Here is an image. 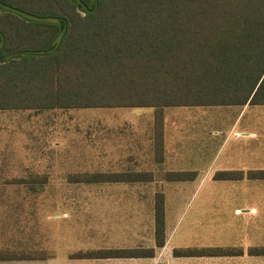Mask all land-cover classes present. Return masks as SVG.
Wrapping results in <instances>:
<instances>
[{"label":"trees","instance_id":"trees-1","mask_svg":"<svg viewBox=\"0 0 264 264\" xmlns=\"http://www.w3.org/2000/svg\"><path fill=\"white\" fill-rule=\"evenodd\" d=\"M244 103L264 104V0H0V109L152 106L153 157L159 161L162 106ZM195 173L166 170L163 178L192 179ZM242 175L240 170L213 173L214 178ZM244 175L264 179V168ZM68 176L71 182L145 181L152 173ZM153 235L155 246L162 245L159 190L153 195ZM153 251L90 248L69 256L137 257ZM233 251L228 246L172 248L173 255ZM247 252L264 255V244L250 245ZM32 256L0 250V259Z\"/></svg>","mask_w":264,"mask_h":264},{"label":"rangeland","instance_id":"rangeland-1","mask_svg":"<svg viewBox=\"0 0 264 264\" xmlns=\"http://www.w3.org/2000/svg\"><path fill=\"white\" fill-rule=\"evenodd\" d=\"M151 110L148 106H95L28 111L26 116L35 120L39 130L27 146L34 148L40 158L30 160L25 157L28 148L21 141L26 137L24 129L33 127L32 122L20 117L19 110L0 111V120L10 122L2 130L12 157L10 166L0 173V182L9 177L42 180L26 181L35 184L34 190L23 184L1 186L0 250L44 249L40 257L35 254L31 259L0 260V264H84L91 259L69 258V252L96 247L98 238L123 233L111 222L114 214L106 213L105 228L97 223L98 215L103 214L96 200L97 184L68 181V173L98 169L99 116H104L106 122L131 121L133 126L144 128L151 119ZM163 125L165 147L174 156L164 161V170L200 167L193 179L162 182L167 232L174 228V237L185 245L209 241L264 244V179L208 177L210 170L222 167H264V104L164 106ZM231 125L245 131L235 135L229 129ZM8 129L10 137L5 133ZM28 167L38 168L41 176L28 173ZM160 169L154 168L151 181L158 190L162 189ZM234 205H249L252 211L249 215L234 214ZM208 234L215 238L207 239ZM127 237L124 232L112 243L102 245H129ZM263 260V255H249L248 264H261Z\"/></svg>","mask_w":264,"mask_h":264},{"label":"crops","instance_id":"crops-1","mask_svg":"<svg viewBox=\"0 0 264 264\" xmlns=\"http://www.w3.org/2000/svg\"><path fill=\"white\" fill-rule=\"evenodd\" d=\"M220 105V104H219ZM223 105H238L243 107L244 105H248V103L244 104H223ZM171 106V105H168ZM191 106V105H186ZM142 107V106H141ZM145 107V106H144ZM151 107V116L150 120L146 123L144 128L133 126V122L128 121L125 124H117L110 121L106 122V118L104 116H99L97 118V148H96V160L97 167L96 170H82V171H120V170H135V171H151L152 178L150 180L145 181H99V182H80L86 184H97V189L99 192L96 195V200L98 202V209H103V214L98 215L97 223L100 225V228L106 227V213L110 214L111 222L116 224V226H120V230L128 233L129 245H120V246H103L102 244L112 243L119 236H123L122 234L114 233L110 237H102L98 238V243L96 247H88L84 249L90 248H112V247H134V246H142V247H153V255L151 256H137V257H70L69 258H84L91 259L89 262H85L84 264H156L157 262H162L163 264H248L249 263V253L247 252L248 246H250L247 242L243 243H216L215 241L211 243H202L196 245H185L184 243L178 242L174 237L175 230L174 228L170 229L169 232L165 229V204H164V184L162 182L165 180L163 178V173L166 170H177V169H166L164 170V161L168 158H173V154L170 151H167L164 143V125H163V107L162 106V156L159 161L154 160L153 157V143H152V116H153V107ZM67 109L61 107H53V108H45V109H34V108H4L1 110H14L21 111L19 114L20 117L28 119L32 122V126L30 129H24L20 132H23L26 137L21 143L28 148V151L25 152V157L27 160L40 158V155L35 154L34 148L31 150L27 144H31L34 138L35 132L38 131L36 128L34 119H30L26 116V112H37L41 110H50V109ZM125 122V121H124ZM9 121L0 120V173L3 174L5 168L10 166L9 158H12L9 151V144H7L8 140L4 139V131L3 127H9ZM25 127H29L25 126ZM232 130V133L237 135L240 132H244L245 130H235L233 129V125L229 127ZM7 136L10 137V130H5ZM249 135L253 134V131L247 132ZM225 139V138H224ZM223 139V140H224ZM7 144V145H6ZM8 148V149H7ZM213 157L214 155L211 154ZM223 163V162H222ZM221 163V164H222ZM25 165V164H24ZM23 165V171H26L25 166ZM149 167H148V166ZM152 166V167H150ZM198 168V165H194ZM155 167H161L159 171V188L162 187V197H163V243L160 246H155L154 244V235H153V195L154 192L158 190V186H151V181L153 180V170ZM264 168V167H258ZM196 169H182V170H194L196 173ZM247 169H257V168H223L222 169H214L210 170L208 173V177L214 179L213 173L221 170H240L243 175L240 178H218V179H254L260 180V178H248L244 175V172ZM28 173H35L36 175H40L38 172V168H29ZM195 173V175H196ZM34 174V175H35ZM206 175V174H205ZM10 178V177H9ZM9 178H5V181L0 182V188L2 185L6 186H21V184L25 185L30 190H34L35 184L28 182H8ZM12 178V177H11ZM194 178V177H193ZM192 178V179H193ZM216 179V178H215ZM189 180V179H183ZM165 181H181V180H165ZM122 182V183H118ZM40 187V184H36ZM248 188V184L246 186ZM38 188V187H37ZM102 190V192H100ZM0 202H3L0 199ZM101 204V206H100ZM252 209L249 205L245 207H239L238 205H234L232 208V212L234 214L240 213H248L249 210ZM252 211V210H250ZM128 217L129 219H126ZM127 222V223H126ZM128 224V225H127ZM118 235V236H116ZM203 238H206L204 236ZM211 234L207 235V239H213ZM113 240V241H112ZM112 241V242H111ZM260 245V244H258ZM185 246H209V247H231L234 249L233 252L228 254H208V255H173L172 248L173 247H185ZM31 248V247H30ZM28 250H23V252H27L32 254V257L28 258H15V259H31L34 258L35 254L38 255L42 249L38 248H26ZM80 249V250H84ZM10 250V249H5ZM44 250V249H43ZM78 250V249H75ZM73 250V251H75ZM72 251V252H73ZM51 254V252H49ZM70 253V252H69ZM260 255V254H258ZM264 256V255H263ZM14 259V260H15ZM0 260H12V259H0ZM261 264H264V260L260 261ZM79 264H82L81 262Z\"/></svg>","mask_w":264,"mask_h":264}]
</instances>
